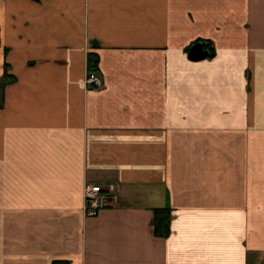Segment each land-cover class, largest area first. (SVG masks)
Masks as SVG:
<instances>
[{
    "label": "crops",
    "instance_id": "0c3cea01",
    "mask_svg": "<svg viewBox=\"0 0 264 264\" xmlns=\"http://www.w3.org/2000/svg\"><path fill=\"white\" fill-rule=\"evenodd\" d=\"M6 69L0 264H264V0H0Z\"/></svg>",
    "mask_w": 264,
    "mask_h": 264
},
{
    "label": "built area",
    "instance_id": "2783aa9c",
    "mask_svg": "<svg viewBox=\"0 0 264 264\" xmlns=\"http://www.w3.org/2000/svg\"><path fill=\"white\" fill-rule=\"evenodd\" d=\"M85 82L90 89H100L104 86L98 68L91 69L89 64ZM84 201L86 215L96 216L106 207L118 206L121 203V197L115 189L106 190L100 183L88 182L84 188Z\"/></svg>",
    "mask_w": 264,
    "mask_h": 264
},
{
    "label": "trees",
    "instance_id": "16d2710c",
    "mask_svg": "<svg viewBox=\"0 0 264 264\" xmlns=\"http://www.w3.org/2000/svg\"><path fill=\"white\" fill-rule=\"evenodd\" d=\"M99 57L96 53H89V68L97 69ZM13 76L7 72L3 75L0 85L11 81ZM172 209L170 207H157L154 209V233L156 236L167 237L171 233ZM54 264H58L57 262Z\"/></svg>",
    "mask_w": 264,
    "mask_h": 264
},
{
    "label": "water",
    "instance_id": "95a60500",
    "mask_svg": "<svg viewBox=\"0 0 264 264\" xmlns=\"http://www.w3.org/2000/svg\"><path fill=\"white\" fill-rule=\"evenodd\" d=\"M212 55L213 53L206 42L198 41L190 46L189 57L192 60H201Z\"/></svg>",
    "mask_w": 264,
    "mask_h": 264
}]
</instances>
